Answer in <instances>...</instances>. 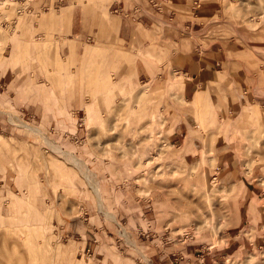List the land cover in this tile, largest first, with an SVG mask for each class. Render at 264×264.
<instances>
[{"label":"rangeland","instance_id":"1","mask_svg":"<svg viewBox=\"0 0 264 264\" xmlns=\"http://www.w3.org/2000/svg\"><path fill=\"white\" fill-rule=\"evenodd\" d=\"M149 1L0 8V264H264V0Z\"/></svg>","mask_w":264,"mask_h":264},{"label":"crops","instance_id":"2","mask_svg":"<svg viewBox=\"0 0 264 264\" xmlns=\"http://www.w3.org/2000/svg\"><path fill=\"white\" fill-rule=\"evenodd\" d=\"M60 12L61 13H54L53 11H51V12H49V14H50V16H51V14H54V16H58V17L63 15V14L70 15L71 14V5L63 6L61 8ZM185 22L188 25H190V26H194V24L197 23V22H192L190 20L185 21ZM134 23H137V21H134ZM111 25H112L113 29L118 31V23L117 22H113ZM129 26L130 25L128 24V22L126 20H124V22L121 25V27L123 29H126V30H129ZM211 26H212V21H211ZM198 27H200V26H198ZM211 28L213 29V26ZM192 30L195 31L194 28ZM199 31H200L201 34L206 33L207 32V26L203 25V27ZM196 32H198V30ZM189 33H191V31ZM197 44L198 45L196 46V50H195L196 53H197V51H198L199 54H201L204 51H211V49H209V48H207V49L203 48V46H201V44H199L198 42H197ZM90 49H91V47H86L85 51L88 52V50H90ZM153 50H154L153 45H150L149 47H147L145 49L144 54L146 56H151V55L157 54ZM179 54L182 56V58L179 61V64H180V67H181V71H183L187 75H189L191 80H194V81L195 80H200L201 82L202 81L208 82L211 79H213L214 77L216 79V77H217L216 69H214V67H213V64L215 62H217V61H215V56L212 57V58L200 59V58L195 57L193 55L194 53L186 54L184 52H180ZM84 55H87V54H84ZM84 58H87V57L84 56ZM130 64H131V73L133 75H136V77L138 79L140 78V76L145 75L146 76V78H145L146 80L145 81L150 82V76H149L148 69H145V67H143V65H140V64L137 65L135 63V61H131ZM237 65H238V62L229 61L228 62V66L225 69L227 71H230L231 68L239 69L240 66H237ZM219 70H223V67H221ZM240 73H242V72L240 71ZM242 75L245 78L246 77L247 78L251 77L250 72H248L247 76H246V72H243ZM237 78H239V75H237ZM122 82L126 83L125 85H129V87H133V85H132L133 82L130 81V77L127 75V73H124V76L122 78ZM205 86H207V84H205ZM208 92H209L208 87H203L201 89H196L195 93L193 95L194 98L192 100H190L191 101V105L196 107V106L201 105L203 102H205V100L206 101L209 100ZM217 105H221V103H217ZM254 113L256 114V111H254ZM257 115H258V113H257ZM242 116H244V114L240 113L239 118L242 117ZM258 119H259V116H258ZM13 198H15V197H13ZM21 199H24V198H21ZM21 199L20 198H15V204L17 202L21 201Z\"/></svg>","mask_w":264,"mask_h":264},{"label":"built area","instance_id":"3","mask_svg":"<svg viewBox=\"0 0 264 264\" xmlns=\"http://www.w3.org/2000/svg\"><path fill=\"white\" fill-rule=\"evenodd\" d=\"M149 3L152 5H156L155 2H153L152 0H150ZM198 6H199V2H198V0L197 1L195 0L192 7L198 8ZM158 8L160 9L159 6H157V9ZM112 10L119 13V14H123V16L126 18H131L133 20H138L140 18V15H141V10L138 6H133V7L128 8L124 4L119 3V4L113 5Z\"/></svg>","mask_w":264,"mask_h":264},{"label":"bare ground","instance_id":"4","mask_svg":"<svg viewBox=\"0 0 264 264\" xmlns=\"http://www.w3.org/2000/svg\"><path fill=\"white\" fill-rule=\"evenodd\" d=\"M8 1V0H7ZM6 0H0V8L2 7V6H5L6 5ZM11 4H13L12 3V1L10 2ZM14 3H15V0H14ZM4 9V8H3ZM17 12H19V10L17 11ZM2 14H4L5 16H8L9 14L6 12V10H3L2 11ZM19 198L21 199V198H24L23 196H19ZM14 200V199H13ZM41 243V245H42V249H43V251H46V249L48 248V246H49V244L50 243H48V240H46V238L44 239L43 238V241H41L40 242Z\"/></svg>","mask_w":264,"mask_h":264}]
</instances>
